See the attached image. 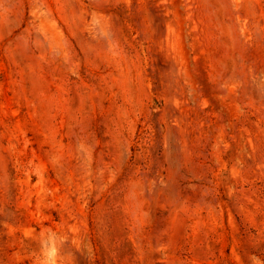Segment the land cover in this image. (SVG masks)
<instances>
[{"label": "rangeland", "instance_id": "rangeland-1", "mask_svg": "<svg viewBox=\"0 0 264 264\" xmlns=\"http://www.w3.org/2000/svg\"><path fill=\"white\" fill-rule=\"evenodd\" d=\"M0 264H264V0H0Z\"/></svg>", "mask_w": 264, "mask_h": 264}]
</instances>
